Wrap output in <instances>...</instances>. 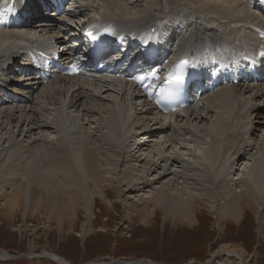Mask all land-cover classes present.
<instances>
[{"label": "bare ground", "instance_id": "obj_1", "mask_svg": "<svg viewBox=\"0 0 264 264\" xmlns=\"http://www.w3.org/2000/svg\"><path fill=\"white\" fill-rule=\"evenodd\" d=\"M182 3L192 5L197 13L178 15L183 20L182 28L172 29V36L178 35V46L183 49L204 47L212 51L221 43L235 47L247 41L251 45L261 41L255 32H249L250 26L261 22L254 11L253 21L231 20L243 17L239 13L241 0ZM247 3L245 6L249 7ZM152 6L149 2L144 14ZM259 6L264 7V0ZM100 8L109 14L107 6ZM122 12L120 17H103L102 23L126 30L138 28L145 33L141 22L125 20L127 15ZM76 13L73 18L87 16L88 6L81 5ZM101 18L99 15L94 19L98 22ZM229 22L245 24L249 38L238 36L239 29L230 28ZM32 28H0V62L5 53L15 56L19 49L16 45L22 39L36 35ZM55 28L54 24L43 25L42 30L49 35ZM260 32L264 33L262 28ZM30 86L21 91L15 104L0 101L3 223L24 224L28 219L35 220L41 212L47 224H53L61 235L66 227L74 229L84 212L88 219L84 232L88 236L95 220L96 199L111 206L108 193L113 192L126 208L129 195L139 194L135 196V202L141 206L138 219L145 227L160 215L163 224L193 230L200 226L199 217L209 213L218 230L237 231V237L240 229L257 226L258 239L264 242V105L259 106L264 102V85L252 92L242 86L217 89L194 107L168 120L162 118L150 127L155 118H139L142 114L150 115V109L136 90L122 82L66 77ZM132 105L143 113L137 114L139 110ZM236 120L238 136L244 140L241 147L233 139ZM200 124L205 127L202 129ZM181 127L185 134L180 132ZM174 147L187 153L182 152L184 157L181 151L182 157L174 151L168 154ZM207 254L208 263L220 258L253 264L252 253L246 256L244 244L237 245L231 239L211 247ZM10 256L0 253V260ZM41 258L71 264L48 252H42Z\"/></svg>", "mask_w": 264, "mask_h": 264}, {"label": "rangeland", "instance_id": "obj_2", "mask_svg": "<svg viewBox=\"0 0 264 264\" xmlns=\"http://www.w3.org/2000/svg\"><path fill=\"white\" fill-rule=\"evenodd\" d=\"M131 2L133 4H129ZM149 2L153 3L152 10L148 14H144V8ZM246 2V0H241V11L239 13L242 12L243 17H234L231 19L233 22L253 21L255 16L262 19L261 15H256L257 11L254 12V16V10L246 7ZM81 3L88 6V14L80 19L98 17L99 15L102 18L105 16L111 18V15L120 17L119 15L123 13V10L124 14L127 15V17H123L125 20L131 18L139 21L146 30L152 24L177 27L178 15L183 16V13L186 12L193 15L197 14L194 12L195 7L190 4L185 6L182 0H82ZM100 5L107 6L109 14L103 13L105 11L100 8ZM76 22H79V19L72 22L73 26ZM233 22H229L231 27H228L234 28L236 26L235 28L239 29L240 32L238 36L242 34L241 37L249 38L248 33L245 32V24L232 25ZM249 30L251 32V28ZM133 109L139 110L135 106ZM141 112L143 113V111ZM141 112L139 110L137 114ZM156 117L157 115L154 113H150L148 116L139 115L140 119L143 118L142 120H145V118L153 120L155 118L154 121L149 123V127L162 119L159 116ZM79 118L81 117L77 116V119ZM236 122L233 126V136L236 137H233V139L236 146L241 147L244 140L238 136L239 126L237 120ZM200 127L203 129L205 125ZM180 132L185 134L183 127L180 128ZM128 145L130 149L131 143H128ZM172 148L168 150V154H174L171 153L173 151L179 155L182 152L187 153V150L182 149L183 151L180 150V153L178 147ZM189 148L192 150L191 145ZM134 154L136 155V151ZM116 195L113 192L108 193L111 206L96 199L95 220L91 223L92 232L88 236L84 232L88 223L84 212L81 213L76 227L74 229L66 227L61 235L58 234L53 224H47L48 222L45 221L46 219L41 215V212L35 220L28 219L24 224H21V222L7 224L0 219V253L6 252L11 255L7 260H0V264H58L52 260L41 258L42 252L62 257L71 264H125L128 262L149 264L146 261H151V264H239L220 258L216 261L207 262L209 259L207 253L210 248H216L222 241L225 242L228 239H231L237 245L244 244L246 256L252 253L253 264H264V242L260 243L258 239L257 226L250 225L246 230L240 229L237 237L235 236L237 231L225 233L218 230L211 220L213 216L204 213L199 217L200 226L193 230L172 223L163 224L160 215L153 219L152 224L150 223L145 227L138 219L141 206L135 202V196L138 197L139 194L129 195L131 198L126 204L127 208L123 205L122 199H119ZM0 203L2 202L0 201Z\"/></svg>", "mask_w": 264, "mask_h": 264}, {"label": "snow or ice", "instance_id": "obj_3", "mask_svg": "<svg viewBox=\"0 0 264 264\" xmlns=\"http://www.w3.org/2000/svg\"><path fill=\"white\" fill-rule=\"evenodd\" d=\"M8 10H10V8ZM184 63H185L184 61H181V63L177 66V77H176L177 79L180 78V73H181ZM137 79H141V77H137Z\"/></svg>", "mask_w": 264, "mask_h": 264}]
</instances>
